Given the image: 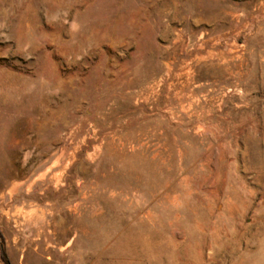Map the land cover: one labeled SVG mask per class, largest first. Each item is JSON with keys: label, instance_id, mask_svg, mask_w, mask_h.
Here are the masks:
<instances>
[{"label": "rangeland", "instance_id": "1", "mask_svg": "<svg viewBox=\"0 0 264 264\" xmlns=\"http://www.w3.org/2000/svg\"><path fill=\"white\" fill-rule=\"evenodd\" d=\"M263 10L0 0L12 264H264Z\"/></svg>", "mask_w": 264, "mask_h": 264}, {"label": "crops", "instance_id": "2", "mask_svg": "<svg viewBox=\"0 0 264 264\" xmlns=\"http://www.w3.org/2000/svg\"><path fill=\"white\" fill-rule=\"evenodd\" d=\"M259 15H264V10L259 12ZM261 37V33L256 30V27H253L251 41L261 40ZM251 80L261 82L262 85H258V87L264 88V45L262 44L257 45L254 43V45H251Z\"/></svg>", "mask_w": 264, "mask_h": 264}, {"label": "trees", "instance_id": "3", "mask_svg": "<svg viewBox=\"0 0 264 264\" xmlns=\"http://www.w3.org/2000/svg\"><path fill=\"white\" fill-rule=\"evenodd\" d=\"M0 259L4 264H12L6 250L5 238L0 232Z\"/></svg>", "mask_w": 264, "mask_h": 264}]
</instances>
